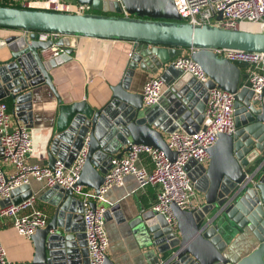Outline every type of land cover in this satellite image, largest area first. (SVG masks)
Here are the masks:
<instances>
[{
    "label": "water",
    "instance_id": "water-1",
    "mask_svg": "<svg viewBox=\"0 0 264 264\" xmlns=\"http://www.w3.org/2000/svg\"><path fill=\"white\" fill-rule=\"evenodd\" d=\"M119 1L76 0L100 14L0 5V28L20 33L0 40V48L8 52L0 61V99L8 97L13 115L27 125L32 89L45 85L61 103L50 71L71 60L69 38L132 43L122 76L109 87L106 102L64 106L68 125L54 132L47 148L48 168L56 161L69 167L86 139L85 160L74 187L97 195L112 158H120L132 144L156 149L174 161L176 154L168 149L165 135L179 128L192 133L208 124L203 113L209 90L218 88L232 94L235 133L217 135L207 150L206 166L190 162L186 167L201 206L186 211L171 205L175 228L152 210L139 211L126 222L148 253L157 255L156 264H232L225 252L234 239L249 241V235L256 246L233 264H264V90L260 101L251 100L252 92L243 85L239 67L213 52L264 53V32L182 22L173 0ZM41 32L64 36L55 43L60 53L50 52L51 41L38 40ZM184 51H189L191 60L208 77L206 83L169 64ZM137 68L143 73H159L166 90L158 103L144 106L142 94L130 91ZM255 159L258 163L250 166ZM192 165L195 171L190 172ZM255 165H262L258 182L225 205ZM73 188L54 186L40 194L39 200L48 201L52 213L46 226L30 238V264H88L82 204ZM32 195L30 186L16 188L8 198L0 199V209ZM103 206L104 220L120 216L124 221L119 205ZM104 264L113 263L106 257Z\"/></svg>",
    "mask_w": 264,
    "mask_h": 264
},
{
    "label": "built area",
    "instance_id": "built-area-1",
    "mask_svg": "<svg viewBox=\"0 0 264 264\" xmlns=\"http://www.w3.org/2000/svg\"><path fill=\"white\" fill-rule=\"evenodd\" d=\"M23 8H37L54 11H66L77 14L90 13L88 6L65 4L61 0H13ZM182 22L192 25H210L221 28L237 29L251 24L264 32V0H173ZM117 2L120 3L119 0ZM220 15L221 19L217 20ZM28 35L27 32H22ZM58 33H38L41 42L51 41V53H60L55 43L63 39ZM219 57L233 64L246 67L247 76L243 84L251 92V100L260 101L264 90V53L242 52L226 49L213 50ZM183 74H189L197 82L204 84L209 79L200 67L194 63L189 51L183 52L169 63ZM164 91L160 78L152 76L144 83L142 90L143 105L158 103ZM234 96L218 88L208 91L204 108V119L208 124L198 131L188 133L176 129L165 138L168 149L175 152L174 161H170L162 152L140 145H130L120 157L112 158L111 167L105 173L104 180L96 195L92 190L76 186L86 155V139L74 162L65 167L55 162L52 168L30 161L33 152V139L27 125L13 121L14 115L5 103L0 102V199H6L10 193L21 186H30L32 181L40 184L41 189L58 186L63 189L73 188L74 195L82 204V222L84 227L85 248L88 264H104L107 257L108 238L105 231L104 197L112 188L124 185V179L131 177L144 189L157 187L156 202L152 211L164 216L168 225L175 228V221L170 213V206L176 205L181 210L192 211L199 208L202 199L193 188L187 165L190 162L206 166L209 157L207 150L216 142L218 134L232 135L234 126ZM142 156L149 159L152 166L148 171L141 165ZM11 167L6 172L2 166ZM261 166L251 167L238 190L226 198L225 205L241 190L258 182ZM36 195L17 205L10 204L0 209V219L9 218L16 233L30 240L36 230L47 224V217L36 206ZM91 203L95 207H91ZM0 264H9L6 253L0 244Z\"/></svg>",
    "mask_w": 264,
    "mask_h": 264
},
{
    "label": "crops",
    "instance_id": "crops-1",
    "mask_svg": "<svg viewBox=\"0 0 264 264\" xmlns=\"http://www.w3.org/2000/svg\"><path fill=\"white\" fill-rule=\"evenodd\" d=\"M257 31L259 30L257 29ZM19 34L18 31L0 28V40ZM68 47L73 54L71 60L50 71L52 83L61 97V103L58 104L53 93L45 85L32 89L31 117L30 123L27 124L33 139V152L30 161L42 166H47V148L54 132L64 129L68 125L66 122L67 111L63 110L64 106H69L72 103H88L91 106L104 104L108 97L109 87L115 85L122 76L133 45L124 41L71 37L68 39ZM7 56L6 48H0V61L5 60ZM238 67L244 84L247 76L246 67L243 65ZM152 76L158 77L159 73H143L137 68L130 84V91L141 94L144 83ZM163 86L164 94L166 90L164 83ZM0 102L5 103L9 112L13 114V106L8 97L1 98ZM14 118L13 121L22 123L15 116ZM166 137L167 135H165ZM255 161L256 159L251 162L250 166L258 163ZM140 163L148 171L151 170L152 166L147 157L142 156ZM2 168L6 172L11 171V167L6 165H3ZM189 170L190 172L195 171V167L192 165ZM30 189L37 196L35 207L46 215L48 222L52 208L48 201L39 200L40 194L46 189H41L40 184L34 181L30 183ZM156 195L157 187L147 186L141 189L131 177L124 179L122 187L112 188L106 193L105 204L107 206L119 205L121 216L124 218V221L120 216L116 219L105 220L104 226L108 238L106 256L113 264H156L157 255L148 253L126 222L130 217L138 215L139 211H151L156 202ZM248 240L245 241L238 237L232 241L225 252V256L232 264L254 249L256 242L250 235ZM0 244L5 250L9 264L31 263L33 258L32 242L16 233L9 218L0 219Z\"/></svg>",
    "mask_w": 264,
    "mask_h": 264
},
{
    "label": "trees",
    "instance_id": "trees-1",
    "mask_svg": "<svg viewBox=\"0 0 264 264\" xmlns=\"http://www.w3.org/2000/svg\"><path fill=\"white\" fill-rule=\"evenodd\" d=\"M0 5L1 6H9V7H21L20 4H17V2L13 1V0H0ZM91 14H100L94 11L90 12ZM238 66H242V65H238Z\"/></svg>",
    "mask_w": 264,
    "mask_h": 264
},
{
    "label": "bare ground",
    "instance_id": "bare-ground-1",
    "mask_svg": "<svg viewBox=\"0 0 264 264\" xmlns=\"http://www.w3.org/2000/svg\"><path fill=\"white\" fill-rule=\"evenodd\" d=\"M241 28H245V29H251V30H257V27L251 24H247L242 26Z\"/></svg>",
    "mask_w": 264,
    "mask_h": 264
},
{
    "label": "rangeland",
    "instance_id": "rangeland-1",
    "mask_svg": "<svg viewBox=\"0 0 264 264\" xmlns=\"http://www.w3.org/2000/svg\"><path fill=\"white\" fill-rule=\"evenodd\" d=\"M61 1L64 2L65 4H77L76 0H61Z\"/></svg>",
    "mask_w": 264,
    "mask_h": 264
}]
</instances>
